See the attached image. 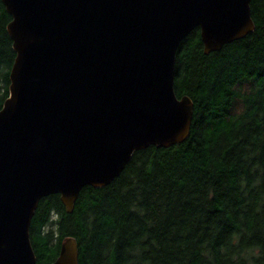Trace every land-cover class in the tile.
Listing matches in <instances>:
<instances>
[{"label": "water", "instance_id": "95a60500", "mask_svg": "<svg viewBox=\"0 0 264 264\" xmlns=\"http://www.w3.org/2000/svg\"><path fill=\"white\" fill-rule=\"evenodd\" d=\"M15 53L0 110V264H35L39 201L68 214L132 155L190 135L193 103L174 91L176 51L199 28L203 53L254 30L251 0H1ZM51 264H78L65 238Z\"/></svg>", "mask_w": 264, "mask_h": 264}, {"label": "trees", "instance_id": "16d2710c", "mask_svg": "<svg viewBox=\"0 0 264 264\" xmlns=\"http://www.w3.org/2000/svg\"><path fill=\"white\" fill-rule=\"evenodd\" d=\"M254 30L203 53L199 28L176 51L174 91L193 103L188 139L135 152L104 188H83L68 214L41 199L29 227L35 264L77 242L78 264H264V0ZM0 0V110L15 53Z\"/></svg>", "mask_w": 264, "mask_h": 264}]
</instances>
